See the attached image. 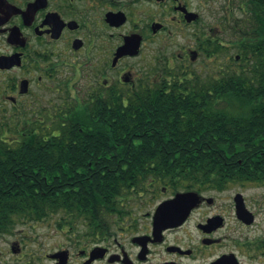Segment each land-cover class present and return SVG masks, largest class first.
<instances>
[{
	"label": "flooded vegetation",
	"instance_id": "1",
	"mask_svg": "<svg viewBox=\"0 0 264 264\" xmlns=\"http://www.w3.org/2000/svg\"><path fill=\"white\" fill-rule=\"evenodd\" d=\"M214 2L0 0V151L26 145L37 154L39 147L62 146L68 154L73 113L115 116L119 101L145 99L176 75L201 76L194 65L202 58L212 79L237 72L228 62L236 46L230 23L240 8L234 0ZM61 131L65 140L52 142ZM116 146L95 161L117 160ZM225 191L130 190L121 198L125 212L113 214L108 227L56 221L41 237L13 228L0 237V264H264V199L241 191L219 199ZM190 193L197 201L181 200L178 223L155 228L157 207ZM46 220L22 224L34 229Z\"/></svg>",
	"mask_w": 264,
	"mask_h": 264
},
{
	"label": "trees",
	"instance_id": "2",
	"mask_svg": "<svg viewBox=\"0 0 264 264\" xmlns=\"http://www.w3.org/2000/svg\"><path fill=\"white\" fill-rule=\"evenodd\" d=\"M233 3L240 8L230 23L241 55L231 61L243 62L237 72L176 75L145 99L119 101L115 116L77 111L68 154L62 146L0 151V237L53 215L67 225L108 227L113 214L125 212L121 198L130 190L264 184V0ZM50 140L62 142L64 133ZM114 142L117 160L95 161L110 156ZM49 156L70 159L41 161Z\"/></svg>",
	"mask_w": 264,
	"mask_h": 264
},
{
	"label": "rangeland",
	"instance_id": "3",
	"mask_svg": "<svg viewBox=\"0 0 264 264\" xmlns=\"http://www.w3.org/2000/svg\"><path fill=\"white\" fill-rule=\"evenodd\" d=\"M215 2L213 3V5L217 4L219 5L220 2L222 0H214ZM211 3V2H210ZM234 13H236L235 15L239 16V13L237 11H235ZM208 22L211 23L212 20L208 19ZM170 51H175L176 48L174 46H171ZM170 53V52H169ZM236 54V51L234 49L230 50V60L228 62L229 67L232 66H238V65H243V62H241L240 64L238 63V65H234L231 61V57H234ZM210 63L205 59L202 58L199 62H197L194 67L199 68L202 72V77L206 78L209 75H212V71L210 70ZM210 77V76H209ZM226 191L224 193H222L219 196V199H226V197L233 191H241L246 197L247 199L250 200H256L257 202L261 199H264V184L261 183H244L243 185L241 184H228L226 187ZM209 196H216V194L209 192L208 193ZM59 218V215H53L52 217H50L48 220H46L43 224L40 225H36L34 229L31 228L32 224L29 225H23V224H19L17 225V227H15V230H25V232H27L30 236H43L44 234L48 235L51 232L52 227H54V223L56 222V220ZM0 251L4 252V246L2 244H0Z\"/></svg>",
	"mask_w": 264,
	"mask_h": 264
},
{
	"label": "water",
	"instance_id": "4",
	"mask_svg": "<svg viewBox=\"0 0 264 264\" xmlns=\"http://www.w3.org/2000/svg\"><path fill=\"white\" fill-rule=\"evenodd\" d=\"M187 196H190L195 201H197V195L194 193H190L188 195H176V197L172 200L165 201L161 203L155 212L154 216V226L158 228L159 231L168 226L176 225L177 222V214L176 209L181 204V200ZM239 212L242 214V218L246 216V210L239 206ZM244 219V218H243Z\"/></svg>",
	"mask_w": 264,
	"mask_h": 264
}]
</instances>
